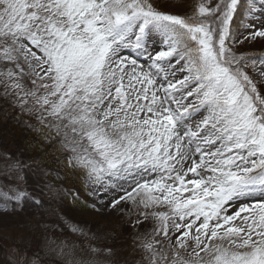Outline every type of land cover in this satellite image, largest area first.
Here are the masks:
<instances>
[{
  "label": "snow or ice",
  "instance_id": "6c2138e0",
  "mask_svg": "<svg viewBox=\"0 0 264 264\" xmlns=\"http://www.w3.org/2000/svg\"><path fill=\"white\" fill-rule=\"evenodd\" d=\"M257 38L264 0H0V101L51 146L44 176L75 175L91 201L66 197L131 218L136 264H264ZM43 160L0 154V207L44 208L26 188ZM72 232L84 247L62 242L66 264H117Z\"/></svg>",
  "mask_w": 264,
  "mask_h": 264
},
{
  "label": "rangeland",
  "instance_id": "374dc122",
  "mask_svg": "<svg viewBox=\"0 0 264 264\" xmlns=\"http://www.w3.org/2000/svg\"><path fill=\"white\" fill-rule=\"evenodd\" d=\"M158 2L165 10L175 12L177 5L189 11L196 0ZM249 50L264 53V38H257ZM25 119L28 118L21 116L18 121L17 112L0 101V154L8 153L25 160L44 157L42 165L34 164L28 171L26 188L45 206L39 208L31 200H25L22 206L0 207V264H32L37 257L39 264H66V257L58 255L62 242L69 245L75 242L84 247L83 238L72 232L74 225L101 237L93 243L98 247L112 248L114 256L111 259L117 264H136L140 260V252L134 247L137 229L133 227L131 218L125 212L83 207L66 197L64 190L70 189L79 191L81 200L91 201L75 175L70 174L61 180H56L54 175L44 176L41 167L55 170L60 165L53 155H44L52 151L51 146L39 140L38 133L23 124ZM49 183H55L61 191L50 192L46 187ZM144 227L140 225L139 230Z\"/></svg>",
  "mask_w": 264,
  "mask_h": 264
}]
</instances>
